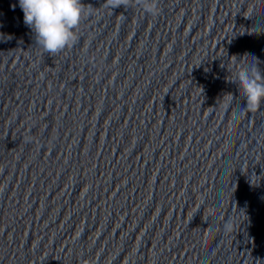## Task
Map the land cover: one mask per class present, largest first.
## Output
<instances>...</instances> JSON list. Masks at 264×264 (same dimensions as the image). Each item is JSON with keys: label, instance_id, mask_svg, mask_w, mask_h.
<instances>
[{"label": "water", "instance_id": "95a60500", "mask_svg": "<svg viewBox=\"0 0 264 264\" xmlns=\"http://www.w3.org/2000/svg\"><path fill=\"white\" fill-rule=\"evenodd\" d=\"M75 40L55 54L35 42L19 0H0V157L60 86L117 7L81 0Z\"/></svg>", "mask_w": 264, "mask_h": 264}, {"label": "clouds", "instance_id": "9594fccd", "mask_svg": "<svg viewBox=\"0 0 264 264\" xmlns=\"http://www.w3.org/2000/svg\"><path fill=\"white\" fill-rule=\"evenodd\" d=\"M144 10L158 15L157 0H136ZM111 7L127 6L129 0H107ZM24 23L35 34V42L45 52L58 53L75 40L74 29L79 25L84 8L81 0H19ZM247 60V59H243ZM242 60V61H243ZM239 91L245 98L244 112H252L264 103V76L255 65L241 66L237 73ZM231 231V222L225 224Z\"/></svg>", "mask_w": 264, "mask_h": 264}]
</instances>
